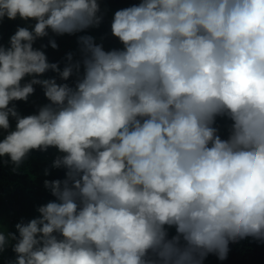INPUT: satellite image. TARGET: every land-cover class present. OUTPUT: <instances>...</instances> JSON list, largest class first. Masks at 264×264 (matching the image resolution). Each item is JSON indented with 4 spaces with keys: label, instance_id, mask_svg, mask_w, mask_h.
Instances as JSON below:
<instances>
[{
    "label": "clouds",
    "instance_id": "1",
    "mask_svg": "<svg viewBox=\"0 0 264 264\" xmlns=\"http://www.w3.org/2000/svg\"><path fill=\"white\" fill-rule=\"evenodd\" d=\"M105 17L101 0H0V22L24 23L0 44V158L17 174L54 149L64 171L35 218L0 226V255L264 264V0H140L109 48L90 34Z\"/></svg>",
    "mask_w": 264,
    "mask_h": 264
},
{
    "label": "trees",
    "instance_id": "2",
    "mask_svg": "<svg viewBox=\"0 0 264 264\" xmlns=\"http://www.w3.org/2000/svg\"><path fill=\"white\" fill-rule=\"evenodd\" d=\"M139 2L140 0H101L102 11L106 10L105 21L99 29L91 30L90 34L95 36L98 42L103 38L106 48L117 46L118 42L110 35L111 17L116 10ZM18 26H24V23L19 19L16 21L5 19L0 22V44H6ZM75 40V37L67 36L57 38L59 50L56 51L49 47L47 49L49 60L51 62L60 61L67 52L74 51L76 49ZM40 43L46 44L47 41H40L36 46L39 47ZM48 75L52 74L49 73ZM45 102L41 90L37 88L35 95L30 98L28 104L17 102V106L22 115H30L35 111L36 105ZM11 124L14 128L15 122L11 121ZM56 155L54 149H49L46 153L33 152L17 174L12 172L13 165L11 163L6 165L3 158H0V226L7 225L9 231H14L17 222L22 218L25 220L35 218L38 215L36 208L54 199L43 187V182L45 179L64 178L63 170L51 169L50 167ZM46 168L50 169V175L47 177L44 175ZM13 258L14 253L9 249L0 255V264H6V261ZM245 262L243 264H247Z\"/></svg>",
    "mask_w": 264,
    "mask_h": 264
}]
</instances>
